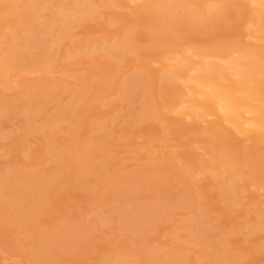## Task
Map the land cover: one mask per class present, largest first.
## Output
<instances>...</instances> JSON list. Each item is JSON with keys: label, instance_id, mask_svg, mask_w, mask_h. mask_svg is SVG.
I'll return each mask as SVG.
<instances>
[{"label": "rangeland", "instance_id": "1", "mask_svg": "<svg viewBox=\"0 0 264 264\" xmlns=\"http://www.w3.org/2000/svg\"><path fill=\"white\" fill-rule=\"evenodd\" d=\"M19 1L29 2L30 0H17L16 2ZM44 1V3L42 1L37 12L38 16L42 17L39 20L40 22L37 23L45 26L52 21L55 15L52 11L54 7L49 3L50 1ZM104 1L112 3L114 0ZM124 1V6L95 5V15L91 19H77L79 12H76L78 14L75 13L76 16L73 18L77 17V21L72 19L74 22L70 21L71 23L66 25L67 21L64 24V21L61 20L62 24L58 22L57 29L48 34H53L58 38L49 36L44 37L46 41H41L43 44L40 45L49 50L52 42L55 43L54 39H58L56 45H60L59 47H62L63 50L67 48H65V45L76 47L73 52H70V59H66L65 56L60 54H54L55 61L49 67H46V62V64L36 62L29 66L14 67L7 75L0 74V82L7 85L5 87L1 85L0 92L7 98L18 92V85L24 80L46 78L51 81H61L71 90L77 88L76 86L80 81L88 82L93 77L105 78V80L110 78L108 80L110 81L113 78L110 76L116 75L113 79L115 84L108 82L104 86L106 90H99L92 94L94 97L89 104L81 109L80 118L75 119L76 122L73 121L76 124H73L71 120L74 119L70 120V118L56 120L50 118L56 110V102L42 103L45 115L43 113L37 114V116L33 115L38 121V123L35 121L34 125L32 120L35 117L34 119L15 118L13 116L0 118V172L8 169L12 171H26L28 169L29 171H35L36 174L47 173L52 166V156L47 152L38 155L36 154L38 150H47L52 143L56 145L55 147L64 148L70 145L75 149L77 146L72 145L71 140L77 142L87 141L91 142L94 147L104 148L103 153L108 150L107 153L112 156V160L116 158L111 162V167L109 165L114 171L111 172L116 175H125L128 180L131 179V182L129 181L131 184L133 182V184L140 183L138 181L142 180L144 171L149 174L157 173L163 168L161 171H166L167 175V181L164 184H167L168 187L166 186L160 194H165L166 197L176 195L179 197L176 198L182 200V203L180 202L178 205L177 203L171 204L170 201L165 203L162 210L164 213L148 218L147 222L142 224V227H145V225L146 227L138 229L136 232L137 229L133 226L126 227L123 225V220H121L123 218L119 214L128 205H131L129 207L131 208L134 204V208L140 206V204L149 203L152 191L132 195L129 193L131 190L127 189L126 184L123 183L122 185L115 179L105 180L104 175H102L104 172L98 174L99 177L96 181L87 185H81L84 184V179L71 177L69 183H58L57 190H53L52 194H44V200L48 204L45 206L46 208L42 207L43 210L40 209L36 212V214L38 213L37 218L32 220L33 222L30 220L26 221L27 223L25 221H13L12 218L16 213L15 207L6 208L0 212V264H172L167 260L162 263L156 260L150 263L145 258L143 259L147 252H151V250L157 252L158 256L162 258L165 257L166 252L170 251L181 254L187 260L185 264H264V226L257 227L255 224L258 209L264 210V179H260L258 182L253 180L250 175L254 172V168L237 164V167L244 174L242 180L236 182L240 194L234 199H230L227 195H218L217 187L229 178L230 171L218 167L216 157L208 156V151L212 150L209 142L213 144L215 142V140H211L213 139L211 134H202L201 131L197 132V130H191L188 127L167 135L165 142H163L157 138H149L147 128H158L160 136H163L164 131H167L166 123L162 124L158 122V119H153L155 121L144 120L131 126L128 124L130 116H122L124 113L128 114L133 111V108L135 110L138 106L140 108L145 98L157 102H162L165 98H168L167 100L172 98V94L164 97L159 91L155 81L151 79L154 75H151V78L145 76L147 72L151 71L163 72V69H161L162 63L159 59L141 55L151 34L147 27L151 15L141 12L137 2ZM232 1L239 4L234 8L235 11L242 14L248 11L246 0ZM74 2L75 0H63V4L65 3L68 9L65 12L67 11L70 15L74 14L72 12L74 11ZM11 5L12 0H0V41L2 42L6 38L13 37L10 28L5 25L2 19L3 13L1 10L2 7L5 6L8 9ZM76 7L77 5L75 9H77ZM229 12L225 9L217 12V17L221 18L218 19L219 26L212 28L213 32L220 35L223 42L239 41L252 47L258 45L255 37L259 33H251L252 28L250 30L245 29L249 18L245 16L242 19L229 17ZM227 16L229 17L228 20L222 19ZM200 19L204 20V18ZM14 23H18V20H14ZM130 23L137 24L134 35L141 54L129 52L128 50L117 51L115 55L106 54L97 44L98 40L103 39V36L108 40H115ZM36 28V26L31 28L34 34L39 32V29ZM177 37L183 38L179 46L167 48V52L175 53L181 51L183 47L196 45L199 41L207 39L209 35L180 31ZM86 40L90 42L89 46L79 45ZM54 46L52 44V48ZM1 47H5L4 43L2 46L0 45V50L3 49ZM5 48H7V45ZM35 52L34 49L33 54ZM210 53L212 55L210 59L219 62L217 56H214L212 52ZM68 59L76 63L69 64ZM193 61L199 62L200 60L198 57H193ZM133 75L139 77L143 85H148V89L140 87L139 84V87L132 86L131 89L127 87L132 90L131 93L125 92L128 89L123 86L124 81L126 77ZM227 77V75L221 77L223 84H227L224 80ZM260 77L261 74L256 75V78ZM180 81L178 79L174 81L176 89L181 88L182 82ZM69 90L60 93V104L69 102L71 98ZM235 90H239L238 86ZM120 92L126 96H124L125 99L122 98L121 100ZM169 108L161 107L159 110L163 114L172 117L174 112L170 111ZM117 113L119 116L112 122L111 116H116ZM206 119L214 122L212 117ZM45 120H52L51 125L54 123L53 126L56 124L52 133L54 136L52 138L51 135L50 141L47 138V140L40 138L42 135L35 129L38 127L37 125H41ZM100 120H107L108 127L105 124V128L104 125H99V122H103ZM22 121L28 125L31 124V126L29 127L25 123L28 127L24 130L25 127L23 126L25 124ZM29 121H32V123H28ZM186 121L184 124L189 122ZM100 126L103 127L100 129ZM98 129L99 131L103 129L102 132H108V134L111 133L109 134L110 137L108 136L102 141L99 139V142L98 139L96 140V135L98 137V134L101 133ZM71 130H74L73 134ZM253 134L238 135L233 132L235 137L233 142L251 148L256 143ZM182 144L184 145L182 146ZM9 148H11V151H9ZM191 149L195 151L197 160H192L195 156L189 151ZM112 150L113 152L115 150L114 154L110 152ZM100 151L98 155L103 154ZM168 151L170 153H166ZM213 153H216V151L213 150ZM148 158H156L158 160L157 164L148 163L146 165ZM86 175L82 174V176ZM132 179L137 180V182ZM19 182L27 188L33 187L35 184L34 181L29 179H21ZM190 196H196V198L192 199ZM189 199L191 201H188ZM196 203L204 205L203 208H196L194 206ZM25 208L28 209L27 206ZM121 209L123 210L120 212ZM30 210L32 209L30 208ZM164 210H166V214ZM190 218L208 221L211 226L207 230L208 233L196 237L192 227L184 224V221ZM236 224H240V226ZM234 227L235 229L239 228L235 230ZM69 228L71 229L69 230ZM72 229L75 231L73 232ZM219 230L221 231L220 235ZM222 233L224 234L222 235ZM203 240H208L207 244H200ZM35 242L42 243L41 246L48 248L50 250L49 255L31 254L29 247ZM50 245L51 248H49ZM221 249L231 252L232 259L224 258L222 253L220 254Z\"/></svg>", "mask_w": 264, "mask_h": 264}, {"label": "bare ground", "instance_id": "2", "mask_svg": "<svg viewBox=\"0 0 264 264\" xmlns=\"http://www.w3.org/2000/svg\"><path fill=\"white\" fill-rule=\"evenodd\" d=\"M16 1L17 0H12L10 8L7 9V7L4 6L1 9L3 13L2 19L4 20L5 25L10 28V33L12 32L13 34L12 38H6L4 42L0 41L1 46L3 43L5 47L7 45V48L1 47L3 49L0 50L1 75H7L14 67L29 66L35 64L36 62H46L48 64L47 65L45 63L46 67H49L51 66L50 64L55 61L54 54L65 56L66 59L69 58L70 52H73L76 47L65 45V48H67L63 50L61 49L62 47H59L60 45H56V40L58 41V39L53 40L55 43H53L50 39L52 44L55 45L54 47L57 48L58 46L57 49L54 47L53 49L52 44L49 46L50 50L45 49L40 45L43 44L41 41H46L44 37L47 38L49 36H55L53 34H48L57 29L58 22L59 24H62V20L65 24L67 21L66 25H68L71 22L77 21V19H91L92 16V18H94L95 5L98 4L103 6L125 5L124 0H114L112 3L105 2L104 0H75L74 3L75 6L77 5V9H75L74 6V11L71 10L74 14H71V16L67 11L65 12V10L68 9L65 3L63 4V0H49V3L54 7L52 11L55 16L49 24L44 26V24L37 23L42 18L38 16L37 12L42 1L43 3L45 2L44 0H30L29 2ZM128 1L134 3L137 2L141 12L151 15L150 22L147 23V27L151 31V34L142 54L138 50L139 47L136 44L134 33L137 24L134 23H130L126 26L125 31L119 34L115 40L111 41L103 36V39L98 40L97 44H99L105 53L109 55H115L117 51L128 50L129 52L159 59L162 63L161 69H163V72L156 73V71H151L147 72L145 76H150L151 78L154 75L151 79L155 81V85L158 87L159 91L164 97L165 95L172 94V98L170 100L165 98L167 101L163 99L162 102L152 101L145 98L143 103H141L140 108L139 106L136 108L137 111L132 107L133 111L128 114H122L121 112L120 114H122V116H130V120L127 122L131 126L143 122L144 120L149 121L153 119H158V122H161L162 124L166 123L167 131H164L165 133L163 136H160L158 128H147L149 138H157L163 142H165L167 135L188 127H190L191 130H197V132L201 131L202 134H211L213 138L211 140H215L217 144H215V142L214 144L209 142V145L212 146V150L208 151V156L216 157L217 166L230 171L228 176L229 178H227L226 181H223V184L221 183L218 185L217 194L227 195L230 199H234L240 194V190H238V184H236V182H238V180H242V175H244L237 167V164H244L254 168V172L250 176L253 180H256V182L260 181V179H264V0H246L248 11L245 12V14L234 10V8H236L239 4L232 0ZM223 9L230 11L228 15L229 17L242 19L243 16H245L249 18L245 29L250 30L252 28V32L250 31L251 33H259V35L255 37L258 45L252 47L239 41L223 42L220 35L213 32L214 30L212 28L219 26L218 23H220L218 19L221 17H217V12ZM76 12H79V14ZM75 13L79 15L78 18L76 17L77 19L73 18L76 16ZM228 16L223 17L222 19L228 20ZM200 18H204V20H201ZM72 19H74V21ZM14 20H18V23L15 24ZM33 26H36L39 29L38 34H34L31 31ZM180 31L195 34H208L209 37L205 40L199 41L196 45L183 47L181 51L175 53L167 52V48L179 46L181 40L183 39L181 37H177V34ZM88 42V40L84 42L82 41L79 45L83 47L89 46L88 44H90V42ZM77 47L79 46L77 45ZM34 49L36 50L34 53L35 55L33 54ZM113 50L115 51L113 52ZM210 52H212L214 56H217L220 63L210 59L212 56L210 55ZM193 57H198L200 61H193ZM69 59L67 61L69 64L76 63L73 60L69 61ZM226 71H228V73H226ZM258 74H261L260 78H256V75ZM225 75L228 76L224 79L227 84H223L221 82V77ZM110 77H113L110 81H108L110 78H106L107 80H105V78L98 79L94 77L88 82L83 80L76 86L77 88L71 90H69L67 85L61 81H51L46 78L38 80H24L19 83L18 92L9 98L5 97L0 92V118L13 116L15 118L21 117L25 119H34L37 114H44L45 110L42 107L43 102H56V110L51 114L50 118H55V120L59 118H70V120L74 119L71 120L73 122L75 119L80 118L81 109L85 105L89 104L90 100H92L94 97L92 94L99 90H106L104 86L108 82L111 84L114 83L113 79L116 75H112ZM139 79L140 78L135 75L128 76L126 77L123 86L126 88L130 87L131 89L132 86L139 87L140 84V87L147 88L148 85H143ZM177 79L182 82L180 89H176L174 84V81ZM1 85H4L3 87H5L6 84H4V82H0V86ZM237 86L239 90L236 91L235 88ZM68 90L71 94L69 102L60 104V93ZM125 92L131 93L132 90L128 89ZM119 96L121 100L126 97L123 93L119 94ZM185 96L186 98H184ZM161 107H170L169 109L174 112V115L170 117L167 114H163L159 110ZM175 108L178 109L176 110ZM118 116V113L116 116H111V121L113 122ZM207 117L214 118V122L207 120ZM186 120L189 122L184 124ZM32 121L34 125V122L37 121L36 117ZM32 121H29L28 123H32ZM51 122L52 120H45L41 123V125L36 124L38 127L35 129L42 135H40V138H47L49 141L51 140V135L56 126V124L53 126L54 123L51 125ZM106 122L107 120L99 122V125L105 124L108 127ZM23 123L25 124L26 122ZM204 123H206V126ZM26 124L23 126L25 127L24 130H26V127L31 126V124H27L28 126ZM73 124L76 123L73 122ZM101 127L103 126H100V129ZM74 130H71L72 134ZM100 131L101 133L98 134V137L96 135V140L98 139L99 142L100 140L102 141L106 139L109 134H111H108V132H102L103 129ZM233 132L238 135H252L254 133L253 139L256 141L255 145L251 148H247L237 142L234 143L233 141L235 137L233 136ZM53 136L54 135H52V138ZM70 143H72V145H76L77 147L73 149L72 146L69 145L61 148L58 146L55 147L56 145L52 143L48 149L44 147L47 150H38L37 153L34 152L38 155H41L44 152L51 154L52 166L50 167V171L47 173L41 172V174H36L35 171H29L28 169H26V171H19L18 169H15L18 171H12L8 169L7 171L0 172V212L4 211L6 208L15 207L16 213L12 218L13 221H25V223H27L26 221L28 220H35L37 218L36 215L38 214H36V212L48 204H46V201L44 200V194H50L57 186H59L58 183H69L70 178L72 177L75 179H84V184L81 185H87L90 182L92 183L93 181H96L97 177H99L98 174L101 172H104L102 175H104L105 180L115 179L116 181H119L120 184L122 183V185L123 183L126 184L127 189L132 191V193L131 191L129 192L132 195L139 192L152 191L149 203L140 204V206L134 208V204L131 203V208H129L131 205H128L124 210H120V212L123 210L121 214L117 212V214L123 218L121 219L123 220V225L126 227L133 226V228L137 229L136 232L138 229L140 230L146 227V225L145 227H142V224L146 223L148 218H153L160 213H164L162 210L165 207V203L170 201L169 203H177L178 205V203L182 201L178 200L177 198L179 197L176 195L166 197L164 196L165 194H160L167 186V184H164V182L167 181L166 171H161L163 168H161L157 173L149 174L144 171L143 174L141 173L142 180L140 179V181H138L140 183L133 184V182L131 184L129 183L131 177L129 178L130 180H128L125 175L121 176L122 174L116 175L114 173V176L112 173L114 171L110 168V164L116 158L114 157L115 159L112 160V156L107 153L108 150H105L106 152L103 153L104 148L102 149L100 146H96V148L91 142L87 141L77 142L76 140H71ZM183 145L184 144H182V146ZM100 150L103 151L101 152ZM213 150H215L216 153H213ZM9 151H11V148H9ZM99 151L103 154L98 155ZM189 151L194 154V156L196 155L193 149ZM110 152L114 154L115 150L114 152L113 150ZM166 153L170 152L168 151ZM166 158H168V156H166ZM192 160H197L196 156L192 158ZM146 161V165H148V163L154 164L158 160L156 158H148ZM82 174L87 175L82 176ZM21 179L32 180L35 184L30 188L24 187L19 182ZM75 179L73 180L75 181ZM132 180L137 182L135 179ZM42 192L44 193L42 194ZM48 198L49 197H47V199ZM190 198L195 199L196 196H190ZM188 201H191V199ZM26 206L28 209L25 208ZM194 206L196 208H203L204 205L196 203ZM30 208L32 210H30ZM164 211L166 214V210ZM258 211L255 224L257 227L264 226V210L258 209ZM184 222V224L192 227V231L196 237L206 233L210 226L208 221H199L198 218H190ZM236 225L240 226V224ZM237 228L235 229L234 227L235 230H237ZM70 229L71 228H69V230ZM72 231L74 232L75 230L72 229ZM64 232L66 231L64 230ZM220 234L221 231L219 235ZM223 234L224 233H222V235ZM207 241L208 240H203L200 244H207ZM41 244L39 242H35L32 246H28L29 252L31 254H42L43 256H48L50 250L41 246ZM49 248H51V245ZM221 253L224 258L232 259L231 252L221 249L220 254ZM158 255L159 254H157V252H152L151 250V252H147L146 256L143 255V259L145 258L146 261H149L150 263L155 262V260L159 263L167 260L168 262H172V264H185L187 261L183 256H181V254H176L171 251L166 252L164 258L159 257Z\"/></svg>", "mask_w": 264, "mask_h": 264}]
</instances>
